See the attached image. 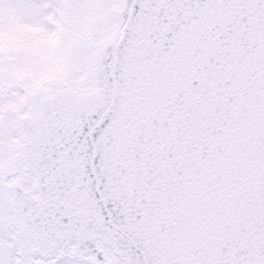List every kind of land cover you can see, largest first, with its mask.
Segmentation results:
<instances>
[{"label":"snow or ice","instance_id":"6c2138e0","mask_svg":"<svg viewBox=\"0 0 264 264\" xmlns=\"http://www.w3.org/2000/svg\"><path fill=\"white\" fill-rule=\"evenodd\" d=\"M0 264H264V0H0Z\"/></svg>","mask_w":264,"mask_h":264}]
</instances>
